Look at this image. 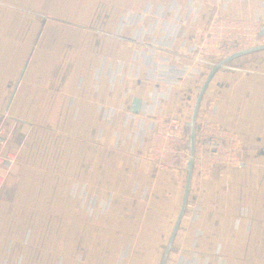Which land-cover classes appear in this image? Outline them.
Returning <instances> with one entry per match:
<instances>
[{
	"label": "crops",
	"instance_id": "0c3cea01",
	"mask_svg": "<svg viewBox=\"0 0 264 264\" xmlns=\"http://www.w3.org/2000/svg\"><path fill=\"white\" fill-rule=\"evenodd\" d=\"M225 4L0 0V124L19 150L18 174L0 166V264L161 263L187 169L156 172L136 155L126 113L141 111L135 98L151 102L148 86L178 87L165 108L192 117L212 64L195 63L188 45L214 13L260 18L264 38V0ZM184 65L203 74L155 78ZM202 121L239 135L242 162L192 176L165 264H264V49L215 73Z\"/></svg>",
	"mask_w": 264,
	"mask_h": 264
},
{
	"label": "built area",
	"instance_id": "2783aa9c",
	"mask_svg": "<svg viewBox=\"0 0 264 264\" xmlns=\"http://www.w3.org/2000/svg\"><path fill=\"white\" fill-rule=\"evenodd\" d=\"M217 5L219 8L225 6V0H217ZM187 23L188 20H184L182 27L185 28ZM261 32L260 18L232 17L216 12L204 28L191 38L188 53L195 63L207 67V64H214L237 51L261 44ZM185 34L183 30L180 36ZM185 43L186 40L183 45ZM202 74V67L184 65L170 70L159 69L155 78L169 84H178L184 76L196 77ZM172 89L170 87L168 91L156 92L148 86L151 102L145 108L142 106L138 114L126 113L130 127L135 128V141L142 148L138 153L132 152L148 161L156 172L185 171L191 157V117L170 107L165 108L166 103L180 97L178 87L174 91ZM8 142L6 129L0 124V166L8 174H18L19 150L10 147ZM124 142L119 141L117 146L124 145ZM240 153L241 139L235 131L215 121H202L197 124L195 131L193 175L202 179L218 166L239 165L242 162ZM2 181L3 175L0 174V183ZM74 194H78L76 189ZM79 195L86 197L83 192Z\"/></svg>",
	"mask_w": 264,
	"mask_h": 264
},
{
	"label": "water",
	"instance_id": "95a60500",
	"mask_svg": "<svg viewBox=\"0 0 264 264\" xmlns=\"http://www.w3.org/2000/svg\"><path fill=\"white\" fill-rule=\"evenodd\" d=\"M261 34H263V31L261 32ZM264 49V43H261L257 46L254 47H250V48H246V49H242L240 51H237L236 53H233L223 59H221L220 61L214 63L211 65L210 69H209V73L199 91V94L197 96L195 105H194V109H193V113H192V117H191V121H190V136H189V147H190V151H191V157L189 159L188 165H187V180H186V186H185V192H184V198H183V203H182V207L181 210L179 212L177 221L175 223L171 238L169 240V243L166 247L165 253L163 255V258L161 260L160 264H165L169 255V252L171 250V246L173 243V239L175 237V234L179 228L180 222L184 216L186 207H187V201H188V195H189V190H190V185H191V180H192V176H193V155H194V151H195V131H196V127H197V116H198V112H199V107H200V103L201 100L203 98L204 92L207 89L210 81L212 80L213 76L215 75V73L223 66H225L226 64H228L229 62H231L232 60H234L237 57L255 52V51H259V50H263ZM141 104L142 101L141 99L135 98L133 100L132 106H131V110L134 112H138L141 109Z\"/></svg>",
	"mask_w": 264,
	"mask_h": 264
},
{
	"label": "rangeland",
	"instance_id": "374dc122",
	"mask_svg": "<svg viewBox=\"0 0 264 264\" xmlns=\"http://www.w3.org/2000/svg\"><path fill=\"white\" fill-rule=\"evenodd\" d=\"M261 43H264V38L263 39L261 38Z\"/></svg>",
	"mask_w": 264,
	"mask_h": 264
},
{
	"label": "bare ground",
	"instance_id": "6f19581e",
	"mask_svg": "<svg viewBox=\"0 0 264 264\" xmlns=\"http://www.w3.org/2000/svg\"><path fill=\"white\" fill-rule=\"evenodd\" d=\"M197 124H198V122H197Z\"/></svg>",
	"mask_w": 264,
	"mask_h": 264
}]
</instances>
